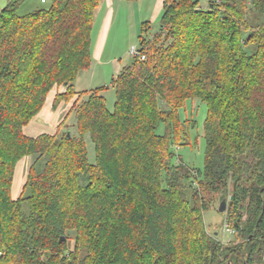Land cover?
<instances>
[{"label": "trees", "instance_id": "obj_1", "mask_svg": "<svg viewBox=\"0 0 264 264\" xmlns=\"http://www.w3.org/2000/svg\"><path fill=\"white\" fill-rule=\"evenodd\" d=\"M200 1L162 0L160 31L139 41L145 59L112 78L113 111L107 86L74 85L92 65L102 0L0 9V264L264 261V0ZM189 100L206 107L203 169L176 151L190 143ZM48 101L69 107L53 132L29 136ZM25 157L33 161L14 196ZM215 195L234 244L207 230Z\"/></svg>", "mask_w": 264, "mask_h": 264}, {"label": "rangeland", "instance_id": "obj_2", "mask_svg": "<svg viewBox=\"0 0 264 264\" xmlns=\"http://www.w3.org/2000/svg\"><path fill=\"white\" fill-rule=\"evenodd\" d=\"M50 0H25L19 12L25 14L38 8L47 7ZM209 0H201L202 7H207ZM8 0H0V9L7 4ZM162 0H102L98 6L93 29L92 41V65L88 70L81 71L74 83L79 92L89 93L93 89L107 86L102 91L106 98L107 107L114 110L116 93L111 86L112 78L125 65L133 61L132 47H139L142 37L150 38L158 33L161 28ZM100 37H104V45L100 59L97 56L96 46ZM68 103L63 102L57 108H51L54 114L61 115L63 108ZM183 118H188L190 143L176 147L177 155L189 167L203 169L205 138L203 134V122L206 117V107L198 100H189L181 110ZM192 121L196 125L193 124ZM47 131L48 123H43ZM70 131L76 132V117L72 113L67 121ZM66 129V128H65ZM63 129V130H65ZM163 131V128L161 129ZM89 162H96L95 145L90 134L85 135ZM177 158V157H176ZM175 158V160H176ZM33 158L25 157L20 162L21 170L17 174L15 192L20 187L21 180L26 177L27 167ZM23 171V172H22ZM80 180L85 183L86 177L81 175ZM14 185V184H13ZM13 188V187H12ZM221 201L219 195L214 196L213 207L204 213L207 230L224 245L234 244L238 241L236 230L228 225L225 211L219 210ZM73 243V240L70 241ZM264 264V261L261 263Z\"/></svg>", "mask_w": 264, "mask_h": 264}, {"label": "crops", "instance_id": "obj_3", "mask_svg": "<svg viewBox=\"0 0 264 264\" xmlns=\"http://www.w3.org/2000/svg\"><path fill=\"white\" fill-rule=\"evenodd\" d=\"M103 45H104V37L103 38L100 37L99 41L97 43L96 49H95V50H97V56L99 59H100V56L102 54ZM118 72H117V74H118ZM60 105H62V103ZM68 107H69V105L67 104L66 108H63L61 115H56V114H54V111H51V108H55L53 106L52 101H48L47 104L45 105V107L43 108V110L38 114V116L35 119H33L29 125H27L25 127V129H24L25 133L28 134L29 136H37V135L44 133V132H48V133L53 132L54 129L56 128V126L58 125V123L61 121V119H62L63 115L65 114L66 110L68 109ZM42 122L48 123L49 129L47 131H45L46 129H41V128H45V125L42 124ZM15 181H14V185H13V195L17 196L21 190V187H22L24 180L23 179L21 180V184H20L21 187H19L17 192H15V190H14L15 189Z\"/></svg>", "mask_w": 264, "mask_h": 264}, {"label": "built area", "instance_id": "obj_4", "mask_svg": "<svg viewBox=\"0 0 264 264\" xmlns=\"http://www.w3.org/2000/svg\"><path fill=\"white\" fill-rule=\"evenodd\" d=\"M42 2H46L47 0H41ZM131 53L133 55V57H140L141 59H145V56L141 54L139 47H132L131 49Z\"/></svg>", "mask_w": 264, "mask_h": 264}, {"label": "water", "instance_id": "obj_5", "mask_svg": "<svg viewBox=\"0 0 264 264\" xmlns=\"http://www.w3.org/2000/svg\"><path fill=\"white\" fill-rule=\"evenodd\" d=\"M226 200H222L221 204H220V207H219V210L221 212H224L226 210ZM65 239V236H61L60 238V241H63Z\"/></svg>", "mask_w": 264, "mask_h": 264}]
</instances>
